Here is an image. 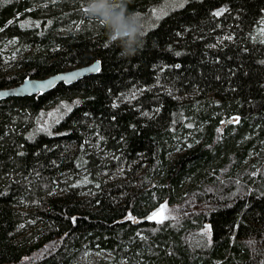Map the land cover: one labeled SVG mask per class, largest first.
Instances as JSON below:
<instances>
[{"label": "trees", "instance_id": "obj_1", "mask_svg": "<svg viewBox=\"0 0 264 264\" xmlns=\"http://www.w3.org/2000/svg\"><path fill=\"white\" fill-rule=\"evenodd\" d=\"M85 3L0 0V88L101 61L0 101V264H264V0H131V58Z\"/></svg>", "mask_w": 264, "mask_h": 264}, {"label": "clouds", "instance_id": "obj_2", "mask_svg": "<svg viewBox=\"0 0 264 264\" xmlns=\"http://www.w3.org/2000/svg\"><path fill=\"white\" fill-rule=\"evenodd\" d=\"M131 0H86V14L99 22L108 43L120 47V55L131 58L144 48L145 26L139 13L129 8Z\"/></svg>", "mask_w": 264, "mask_h": 264}, {"label": "water", "instance_id": "obj_3", "mask_svg": "<svg viewBox=\"0 0 264 264\" xmlns=\"http://www.w3.org/2000/svg\"><path fill=\"white\" fill-rule=\"evenodd\" d=\"M101 71V61L95 60L94 62L75 67L66 71L52 74L45 78H27L18 85L12 87L0 88V101L6 100L11 97H31L36 95H43L60 84L72 85L86 77L96 75ZM240 121L239 116H233L223 122V126L237 124ZM149 216L143 219H135L134 224L144 223L149 220Z\"/></svg>", "mask_w": 264, "mask_h": 264}, {"label": "rangeland", "instance_id": "obj_4", "mask_svg": "<svg viewBox=\"0 0 264 264\" xmlns=\"http://www.w3.org/2000/svg\"><path fill=\"white\" fill-rule=\"evenodd\" d=\"M260 35H261L262 39L264 40V22L261 25ZM54 116L57 117L58 113L55 112ZM170 215L172 216L173 212L171 213L169 207H167L166 210L159 212L157 214L156 218H158V216H160L159 218L165 219V218H169Z\"/></svg>", "mask_w": 264, "mask_h": 264}]
</instances>
